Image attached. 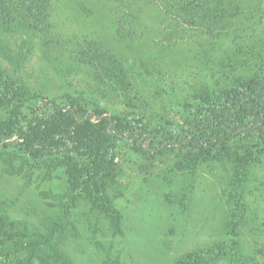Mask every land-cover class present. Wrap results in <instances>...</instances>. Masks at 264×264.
Returning a JSON list of instances; mask_svg holds the SVG:
<instances>
[{"label": "rangeland", "instance_id": "1", "mask_svg": "<svg viewBox=\"0 0 264 264\" xmlns=\"http://www.w3.org/2000/svg\"><path fill=\"white\" fill-rule=\"evenodd\" d=\"M149 1L47 0L40 17H0V66L41 98L151 123L264 78V0H212L228 22L212 33ZM31 107L0 103V215L16 223L10 229L38 238L51 222H68L59 248L76 264H264L256 142L209 156L192 148L152 156L120 142L90 182L84 155L33 162L3 148L21 141Z\"/></svg>", "mask_w": 264, "mask_h": 264}, {"label": "trees", "instance_id": "2", "mask_svg": "<svg viewBox=\"0 0 264 264\" xmlns=\"http://www.w3.org/2000/svg\"><path fill=\"white\" fill-rule=\"evenodd\" d=\"M46 1L0 0V17L13 23L16 20L10 14L14 11L40 17L46 13ZM154 1L184 23L209 33L224 30L228 24L215 6L220 2H149ZM237 15L235 12L227 18ZM32 29L40 31L36 26ZM0 103L13 108L32 104L21 141L5 144L3 148L12 147L33 162L61 155H84L89 159L85 180L90 182L107 172L120 142L130 145L134 152L152 156L184 148L197 149L209 156L237 140H253L262 147H257L258 150L264 151V78L243 80L230 89L200 98L185 106L178 119L163 118L151 123L99 108L90 111L73 100L71 104H57L41 98L10 78L0 66ZM14 225L3 221L0 215V264H76L59 248L68 222H51L38 238L22 236L21 230L10 229ZM121 225L118 220L115 228L121 230ZM212 253L206 257L210 259Z\"/></svg>", "mask_w": 264, "mask_h": 264}]
</instances>
